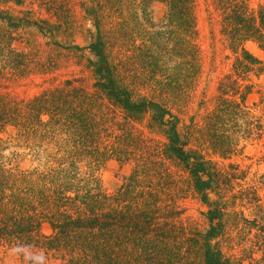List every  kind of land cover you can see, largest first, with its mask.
Masks as SVG:
<instances>
[{"label":"trees","instance_id":"trees-1","mask_svg":"<svg viewBox=\"0 0 264 264\" xmlns=\"http://www.w3.org/2000/svg\"><path fill=\"white\" fill-rule=\"evenodd\" d=\"M152 1L82 2L87 12H93L97 31L91 45L97 59L93 92L76 85V79H66L30 98L14 95L9 82L27 77L33 68L20 61L29 55L14 48L17 27L2 30L0 254L15 248L21 264H264L246 249L241 257L224 251L223 212L210 200L215 177L206 159L180 143L174 122L168 153L183 163L194 190L209 205L205 213L209 228L191 230L168 182L153 183L149 162L130 150L133 121L152 111L165 122L170 111L159 99L169 102L175 97L180 82L175 71L197 75L201 68L197 0H162L168 6L164 22L176 28L173 45H157L166 57H176L175 66L166 68L162 78L155 70L141 75L134 64L129 67L128 61L107 51L115 36L126 37L129 21L153 22ZM211 4L222 15L218 23L227 46L237 53L235 67L264 65L245 46L252 40L264 50V7H251L247 0ZM209 15L213 18L214 12L209 10ZM153 62L150 59L151 69ZM105 101L119 108L118 118ZM27 154L38 163L22 168L17 159ZM114 158L133 160L135 166L130 181L117 193H108L99 170Z\"/></svg>","mask_w":264,"mask_h":264},{"label":"rangeland","instance_id":"rangeland-1","mask_svg":"<svg viewBox=\"0 0 264 264\" xmlns=\"http://www.w3.org/2000/svg\"><path fill=\"white\" fill-rule=\"evenodd\" d=\"M83 1L0 0V35L3 37L2 30L16 26L14 48L29 55L27 60L20 61L33 68L31 74L30 70L25 73L29 74L27 77L9 82L14 95L30 98L66 79H76V85L91 92L95 90L97 59L91 45L97 31L93 12L82 7ZM211 2L197 0L195 31L201 56L200 72L190 75L175 71L173 76L180 81L175 97L169 102L158 98L171 114L162 123L152 111L133 121L135 130L129 141L130 150L149 162L153 183L168 182L170 193L177 199L182 217L189 219L191 230L209 228L205 216L209 205L194 190L183 163L168 153L171 143L168 133L174 122L180 143L206 159L215 177L210 200L223 212L220 244L224 251L241 257L246 249L249 255L264 259V65L253 69L235 67L237 53L227 46L218 23L222 15L215 12ZM247 2L254 8L264 7V0ZM150 7L153 22L129 21L126 37L115 36L107 51H112L117 59L128 61L129 67L134 64V70L141 75L155 70L157 77L162 78L166 68L175 66L176 57L173 54L166 57L157 45H173L176 28L164 22L168 11L164 1L153 0ZM209 10L214 12L213 18ZM245 46L264 61V50L256 42L246 41ZM152 58L153 69L149 64ZM144 92L143 89L142 95ZM105 102L111 108V115L118 116L119 108ZM17 163L28 168L38 162L27 154L19 157ZM81 166L86 169L85 164ZM134 166L133 160L110 159L99 170L103 188L108 193H117L130 181ZM44 230L49 232L47 226ZM0 264H21L16 249L3 251Z\"/></svg>","mask_w":264,"mask_h":264}]
</instances>
